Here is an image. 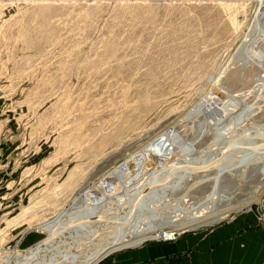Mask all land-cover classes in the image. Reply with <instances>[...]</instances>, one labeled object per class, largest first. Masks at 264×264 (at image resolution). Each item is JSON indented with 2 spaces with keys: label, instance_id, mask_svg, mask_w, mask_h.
<instances>
[{
  "label": "rangeland",
  "instance_id": "1",
  "mask_svg": "<svg viewBox=\"0 0 264 264\" xmlns=\"http://www.w3.org/2000/svg\"><path fill=\"white\" fill-rule=\"evenodd\" d=\"M263 27L264 0H0V264L100 194L121 192L134 171H154L155 156H200L220 142L264 96ZM245 42L254 53L240 61ZM252 122L264 124V109ZM215 171L174 193L164 215L203 205ZM217 193L228 199L219 201V221L99 264H143L129 253L206 234L246 212L258 221L264 162L224 175Z\"/></svg>",
  "mask_w": 264,
  "mask_h": 264
},
{
  "label": "bare ground",
  "instance_id": "2",
  "mask_svg": "<svg viewBox=\"0 0 264 264\" xmlns=\"http://www.w3.org/2000/svg\"><path fill=\"white\" fill-rule=\"evenodd\" d=\"M245 44L246 42L240 61L254 53L252 47L249 49L248 45L246 49ZM263 78L264 76H259L258 80H264ZM243 94L235 95L234 102L240 103L249 96L248 92ZM254 99V103L243 111L236 126L225 132L222 138L226 137L224 142H221L222 139L220 142L215 141L200 156L179 153L166 159L155 153V158H159V166L154 171H134L135 178L120 187L122 193L115 190L109 194V199L100 194L79 216L58 221L51 227L53 231L47 239L26 251L24 256L9 258L6 263L99 264L121 249L138 246L159 237L174 240L177 230L197 227L207 219L219 221L223 218L216 219L222 213L218 210L219 201L228 200L225 196L220 198L217 193L220 179L235 169L264 162V124L252 122L264 109V96L258 93ZM226 148L228 150L225 151ZM150 152L154 154L153 151ZM213 171L218 175L214 176L213 191L203 205L199 204V207L190 210L182 209L180 215H164L166 203L174 193L197 181L195 175L212 174ZM99 197L101 201L97 202ZM261 198L257 199L258 221L264 226V193ZM246 205L239 206L242 208ZM230 207L234 209L237 206ZM162 222L169 223L172 230L158 235ZM58 223L59 226L56 225ZM100 227L102 231L99 230ZM164 233L173 235V238H166Z\"/></svg>",
  "mask_w": 264,
  "mask_h": 264
},
{
  "label": "crops",
  "instance_id": "3",
  "mask_svg": "<svg viewBox=\"0 0 264 264\" xmlns=\"http://www.w3.org/2000/svg\"><path fill=\"white\" fill-rule=\"evenodd\" d=\"M150 246L149 251L129 255L135 254L143 264H264V230L247 212L206 234Z\"/></svg>",
  "mask_w": 264,
  "mask_h": 264
},
{
  "label": "built area",
  "instance_id": "4",
  "mask_svg": "<svg viewBox=\"0 0 264 264\" xmlns=\"http://www.w3.org/2000/svg\"><path fill=\"white\" fill-rule=\"evenodd\" d=\"M164 236L166 237V238H169V239H172L173 237V235H171V234H167V233H164ZM170 236V237H169ZM174 238H175V235H174ZM167 240V239H166Z\"/></svg>",
  "mask_w": 264,
  "mask_h": 264
},
{
  "label": "water",
  "instance_id": "5",
  "mask_svg": "<svg viewBox=\"0 0 264 264\" xmlns=\"http://www.w3.org/2000/svg\"><path fill=\"white\" fill-rule=\"evenodd\" d=\"M246 149H247V147H245ZM250 148V147H249ZM226 150H228L227 148L225 149V151ZM224 153V152H223ZM221 156H223V155H221ZM189 168H192L191 166H189ZM68 228H70V227H68ZM65 229H67V228H65Z\"/></svg>",
  "mask_w": 264,
  "mask_h": 264
}]
</instances>
